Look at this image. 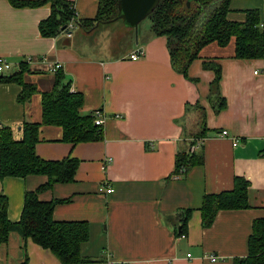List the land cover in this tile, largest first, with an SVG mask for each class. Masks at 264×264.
I'll return each instance as SVG.
<instances>
[{
	"label": "crops",
	"instance_id": "obj_1",
	"mask_svg": "<svg viewBox=\"0 0 264 264\" xmlns=\"http://www.w3.org/2000/svg\"><path fill=\"white\" fill-rule=\"evenodd\" d=\"M65 1L78 20L97 14L98 0ZM249 11L258 13L264 32V0H230L227 19L242 24ZM50 13L49 4L15 8L0 0V57L11 65L0 75V125L17 140L25 122L41 121V94L52 90L53 74L41 64L28 65L25 81L36 93L25 104L17 100L21 86L2 81L28 58L46 56L61 63L70 90L82 95L80 112H103L99 140L70 144L61 141L60 128L41 126L35 147L41 160L79 162L73 182L38 194L42 202L61 201L52 212L55 221L86 224L82 261L74 264H233L246 257L253 223L264 219V58H234L233 38L225 47L211 43L200 50L185 78L172 68L167 40L152 32L151 23L142 30L139 24L137 38L130 28L100 25L89 31L75 25L71 37L45 38L38 29ZM121 40L125 48L118 50ZM139 50L144 56L130 60ZM204 62L221 69L225 108L220 112L209 97L215 74ZM195 106L204 112L202 138L194 137L201 130L198 114L186 113ZM222 131L228 137H221ZM190 144L201 163L175 174L176 155ZM237 178L248 184L247 208L220 210L203 228L204 197L232 191ZM46 182L42 175L0 180L9 222H19L25 193ZM108 187L110 194L101 191ZM184 211L191 214L182 239L175 229ZM210 255L216 261H209ZM23 262L60 264L51 252L12 232L0 245V264Z\"/></svg>",
	"mask_w": 264,
	"mask_h": 264
},
{
	"label": "trees",
	"instance_id": "obj_2",
	"mask_svg": "<svg viewBox=\"0 0 264 264\" xmlns=\"http://www.w3.org/2000/svg\"><path fill=\"white\" fill-rule=\"evenodd\" d=\"M15 8H36L49 4L50 16L39 24L42 37L52 38L67 32L70 22L85 31L96 24L111 23L117 16V0H98V11L94 19L78 20L65 0H7ZM161 0L157 8L146 19L151 23V30L157 36L167 40V47L172 68L187 78L188 68L198 59L200 50L216 43L220 47L235 40L234 58L254 60L264 58V32L258 21V13L249 11L245 22L240 24L227 19L230 0ZM203 67L214 72L215 77L209 86V97L216 112L225 108V102L219 94L221 69L218 64L204 62ZM30 73L26 63L20 64L14 73L2 77V81L21 86L18 102L25 104L36 89L25 81ZM50 92L41 94V121L25 122L21 140L13 139L10 128L0 125V180L7 177L25 179L28 176L42 175L47 182L34 192H26L18 223L7 219V197L0 194V245L7 242L8 236L16 232L26 241L31 239L42 249L51 252L60 264H74L82 261L80 247L88 240L89 231L85 223L57 222L52 217L55 206L61 201L42 202L38 194L50 189L55 184L74 181L79 162L66 158L61 161L41 160L35 152L39 142L41 126L58 127L62 131L61 141L77 144L92 142L101 138L102 128L94 124L93 112L82 114V95L70 90V83L61 70L54 75ZM214 99V100H213ZM196 112L201 126L197 138L205 135L204 112L200 106L186 109V113ZM190 144L175 158V174L184 175L191 167L201 163V156L190 153ZM247 182L237 178L232 191L205 196L202 202V227H209L218 211L247 208ZM191 212L184 211L175 234H185L186 224ZM22 264H26L23 262ZM233 264H264V219L253 223L252 234L248 240V255L235 259Z\"/></svg>",
	"mask_w": 264,
	"mask_h": 264
},
{
	"label": "built area",
	"instance_id": "obj_3",
	"mask_svg": "<svg viewBox=\"0 0 264 264\" xmlns=\"http://www.w3.org/2000/svg\"><path fill=\"white\" fill-rule=\"evenodd\" d=\"M73 9V7H71ZM75 27V24L73 22H70L68 24V27H67V32H65V35L67 37H71L72 35V30L74 29ZM144 56V53H143V50H139V51H136L135 53L131 54L130 55V60L132 61H137L138 59L142 58ZM41 64L44 68V70L47 72V73H50V74H55L57 71L61 70L62 66H61V63L57 62V61H50L46 56L44 57H41V58H28L27 59V62L26 64ZM11 70V65L5 60L3 59L2 57H0V75L4 74L5 72H8ZM93 115H94V124L98 127H103V124H104V114L102 111L100 110H97V111H94L93 112ZM220 136L221 137H228V133L227 131H222L220 133ZM16 140V139H15ZM17 140H21L20 139H17ZM231 141L233 142V146H236L238 144V141L236 139H231ZM101 191L105 192V194H110L113 190L112 188H101ZM186 237L185 234H182L179 236V238H182L184 239ZM217 257L215 256H212L210 255L208 257V260L211 261V262H214L216 261ZM108 264H115L113 261H109Z\"/></svg>",
	"mask_w": 264,
	"mask_h": 264
},
{
	"label": "water",
	"instance_id": "obj_4",
	"mask_svg": "<svg viewBox=\"0 0 264 264\" xmlns=\"http://www.w3.org/2000/svg\"><path fill=\"white\" fill-rule=\"evenodd\" d=\"M161 0H117V16L113 21L121 20L125 27L134 31L137 36L139 24L145 20L157 8ZM191 1L187 0L186 6L189 7ZM98 24L95 25V27Z\"/></svg>",
	"mask_w": 264,
	"mask_h": 264
},
{
	"label": "rangeland",
	"instance_id": "obj_5",
	"mask_svg": "<svg viewBox=\"0 0 264 264\" xmlns=\"http://www.w3.org/2000/svg\"><path fill=\"white\" fill-rule=\"evenodd\" d=\"M141 26H140V28H141V30L144 28V27H148V26H150V22H149V20L148 19H145V20H143L141 23ZM125 27V25H124V23L121 21V20H118V21H115V22H111V23H108V24H101L100 25V27H107V29H120V28H122V27ZM117 27V28H116ZM126 28V27H125ZM98 31L99 30H96V32H95V35H97V33H98ZM94 35V36H95ZM137 36H138V30H137ZM137 36H135V38H137ZM115 37L116 38H118L119 36L118 35H115ZM116 40V39H115ZM122 41L123 40H121V43L117 46V48H118V50H121V49H124L125 48V45L124 44H122ZM117 43V41H114V44H116Z\"/></svg>",
	"mask_w": 264,
	"mask_h": 264
}]
</instances>
